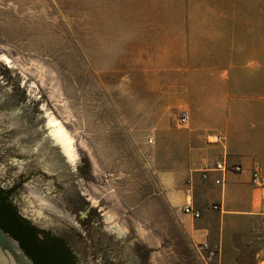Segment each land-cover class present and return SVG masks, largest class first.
<instances>
[{"label":"rangeland","instance_id":"374dc122","mask_svg":"<svg viewBox=\"0 0 264 264\" xmlns=\"http://www.w3.org/2000/svg\"><path fill=\"white\" fill-rule=\"evenodd\" d=\"M239 1L232 31L264 52V0H0V182L78 264H202L165 195L208 71L246 46L223 47ZM56 127L70 164L46 138Z\"/></svg>","mask_w":264,"mask_h":264},{"label":"crops","instance_id":"0c3cea01","mask_svg":"<svg viewBox=\"0 0 264 264\" xmlns=\"http://www.w3.org/2000/svg\"><path fill=\"white\" fill-rule=\"evenodd\" d=\"M240 8L239 1L233 20L230 7L229 15H223V47L235 37L246 46L224 53L222 64L208 71L207 107L200 110L204 119L180 132L188 148L178 159L181 175L174 176L173 191L165 195V202L180 212L202 264L264 260V62L245 61L264 52L248 42L244 30L232 31L234 21L244 16ZM221 161L241 171L215 170ZM184 207L199 218L183 213Z\"/></svg>","mask_w":264,"mask_h":264},{"label":"trees","instance_id":"16d2710c","mask_svg":"<svg viewBox=\"0 0 264 264\" xmlns=\"http://www.w3.org/2000/svg\"><path fill=\"white\" fill-rule=\"evenodd\" d=\"M0 226L16 239L35 264H78L64 238L40 233L18 215L0 190Z\"/></svg>","mask_w":264,"mask_h":264},{"label":"water","instance_id":"95a60500","mask_svg":"<svg viewBox=\"0 0 264 264\" xmlns=\"http://www.w3.org/2000/svg\"><path fill=\"white\" fill-rule=\"evenodd\" d=\"M49 126L47 125V128ZM47 140L53 146H57L60 154L63 156L64 160L70 164V160L63 152L61 146L56 142L55 138L51 135H47ZM72 163V162H71ZM0 188L3 192L7 194V197L11 204L15 207L17 198V188L14 185H10L4 182H0ZM21 219L26 220L31 226H33L38 232L46 233L41 228L33 223V221L24 213L18 212ZM47 234V233H46ZM0 264H34L33 261L25 254L21 249L18 242L11 237L7 236L0 229Z\"/></svg>","mask_w":264,"mask_h":264},{"label":"built area","instance_id":"2783aa9c","mask_svg":"<svg viewBox=\"0 0 264 264\" xmlns=\"http://www.w3.org/2000/svg\"><path fill=\"white\" fill-rule=\"evenodd\" d=\"M187 121H188V118H187V116L185 114H181L179 116V118H178V123L180 125H186ZM208 170L209 169L207 167H205V171H208ZM215 170H217V171H219L221 173H225L228 170H232V171H235V172H240L241 171V167L235 166V167L229 168V167L226 166V164L223 161H221V162L216 163ZM205 171H204V173H205ZM203 177L205 178V175H203ZM253 177H254L255 181L258 180L257 173H255L253 175ZM217 183L222 184V181H218ZM183 213L191 215L194 219H197L200 216V214L197 211L191 210L190 207H184ZM260 264H264V260Z\"/></svg>","mask_w":264,"mask_h":264},{"label":"bare ground","instance_id":"6f19581e","mask_svg":"<svg viewBox=\"0 0 264 264\" xmlns=\"http://www.w3.org/2000/svg\"><path fill=\"white\" fill-rule=\"evenodd\" d=\"M137 3V2H136ZM141 4V3H140ZM137 5V4H136ZM139 5V4H138ZM143 5V4H142ZM147 7V6H145ZM156 7V6H154ZM128 8V7H127ZM130 8V7H129ZM148 9V8H147ZM146 9V10H147ZM153 9V8H152ZM140 16V15H139ZM200 51L196 49V56L194 64H198L201 60ZM53 136L55 137L56 142L61 145L63 152L67 155L68 159L72 158V153L70 150V143L69 140L65 137L64 133L61 131L60 128L56 127V130H53ZM72 149V148H71Z\"/></svg>","mask_w":264,"mask_h":264},{"label":"flooded vegetation","instance_id":"af4514ba","mask_svg":"<svg viewBox=\"0 0 264 264\" xmlns=\"http://www.w3.org/2000/svg\"><path fill=\"white\" fill-rule=\"evenodd\" d=\"M1 188V187H0ZM2 189V188H1ZM0 189V190H1ZM0 229L7 235V236H9V237H11L12 239H14L12 236H10L8 233H6L4 230H3V228L0 226ZM14 240H16V239H14ZM17 241V240H16ZM18 242V241H17ZM18 244H19V246L21 247V245H20V243L18 242ZM21 249L23 250V248L21 247ZM24 251V250H23ZM25 252V251H24ZM25 254H26V252H25ZM27 255V254H26ZM28 256V255H27ZM29 257V256H28ZM30 258V257H29ZM32 261H33V259L32 258H30ZM33 263H34V261H33ZM35 264V263H34Z\"/></svg>","mask_w":264,"mask_h":264}]
</instances>
